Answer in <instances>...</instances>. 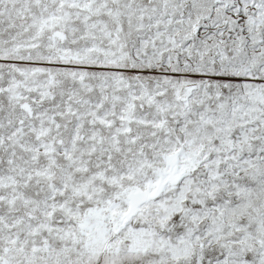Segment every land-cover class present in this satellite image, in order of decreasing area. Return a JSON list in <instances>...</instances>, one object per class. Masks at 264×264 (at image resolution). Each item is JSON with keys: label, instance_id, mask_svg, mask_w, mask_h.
Wrapping results in <instances>:
<instances>
[{"label": "snow or ice", "instance_id": "6c2138e0", "mask_svg": "<svg viewBox=\"0 0 264 264\" xmlns=\"http://www.w3.org/2000/svg\"><path fill=\"white\" fill-rule=\"evenodd\" d=\"M0 264H264V0H0Z\"/></svg>", "mask_w": 264, "mask_h": 264}]
</instances>
